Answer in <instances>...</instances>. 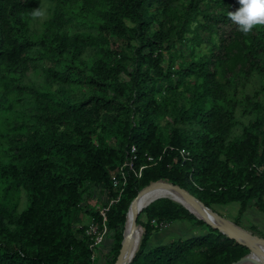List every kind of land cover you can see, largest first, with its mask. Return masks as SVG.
Wrapping results in <instances>:
<instances>
[{
    "label": "trees",
    "instance_id": "obj_1",
    "mask_svg": "<svg viewBox=\"0 0 264 264\" xmlns=\"http://www.w3.org/2000/svg\"><path fill=\"white\" fill-rule=\"evenodd\" d=\"M238 7L0 0V264H94L80 214L101 218L87 199L114 194L110 171L131 144L135 169L106 212V264L151 181L177 183L245 228L248 211L264 213V26L239 32L227 15ZM153 221L201 230L147 249ZM137 223L128 264H229L248 252L167 197Z\"/></svg>",
    "mask_w": 264,
    "mask_h": 264
},
{
    "label": "water",
    "instance_id": "obj_2",
    "mask_svg": "<svg viewBox=\"0 0 264 264\" xmlns=\"http://www.w3.org/2000/svg\"><path fill=\"white\" fill-rule=\"evenodd\" d=\"M163 187L172 190L173 192L178 194L184 201L189 203L196 213L192 212L184 205L183 206L189 212L193 213L195 217L202 219L212 228L217 229L228 238L233 239L235 242L248 248V252L246 254L242 255L237 260L230 262L229 264H264L263 235L255 233L239 224H236L233 220L219 214L213 208L205 205L188 189L181 187L177 183H173L164 179L151 181L147 185H144L138 190L135 197L131 200L126 213V218L128 214H130V223L128 228L126 229L125 220L120 247L112 264H128L135 254L134 253L132 255L134 236L136 232L143 230L142 226L137 223L138 214L142 209L138 206L140 204V201H143L147 196L150 199L148 204L155 199L162 197H167L173 200V198L169 197L165 193H156L158 192L157 190Z\"/></svg>",
    "mask_w": 264,
    "mask_h": 264
},
{
    "label": "built area",
    "instance_id": "obj_3",
    "mask_svg": "<svg viewBox=\"0 0 264 264\" xmlns=\"http://www.w3.org/2000/svg\"><path fill=\"white\" fill-rule=\"evenodd\" d=\"M180 154L184 157V149H180ZM137 158L138 155L136 146L131 144L127 151V158L116 169L110 171V183L114 194L107 196L105 192L102 193L104 203L96 209L101 218L96 219L95 216H91L85 229V233L90 239L89 248L91 249L90 258L92 260L96 259L98 247L103 243L106 235L109 233V229L106 225V212L112 204L119 200L127 183L129 171H134L135 169V162ZM147 161L149 164H154L156 162L153 156H147ZM142 167L143 166L139 167L137 171L138 175L140 174ZM155 225H157L159 229H162L167 227L169 224L160 222L155 223Z\"/></svg>",
    "mask_w": 264,
    "mask_h": 264
},
{
    "label": "clouds",
    "instance_id": "obj_4",
    "mask_svg": "<svg viewBox=\"0 0 264 264\" xmlns=\"http://www.w3.org/2000/svg\"><path fill=\"white\" fill-rule=\"evenodd\" d=\"M239 7L228 11L230 20L237 26L241 33H249L255 27L264 26V0H238ZM37 11L35 15H43Z\"/></svg>",
    "mask_w": 264,
    "mask_h": 264
},
{
    "label": "rangeland",
    "instance_id": "obj_5",
    "mask_svg": "<svg viewBox=\"0 0 264 264\" xmlns=\"http://www.w3.org/2000/svg\"><path fill=\"white\" fill-rule=\"evenodd\" d=\"M47 15V11L45 10L44 11V14L42 15V17H45ZM92 207V206H91ZM226 210H224L223 212H225ZM233 213H235V209H232L231 210ZM226 213V212H225ZM80 219H81V221L82 222H84V223H87L88 224V222L90 221V216H89V214H87V213H81L80 214ZM89 220V221H88ZM242 222H243V224H245V226L248 228V230H251L250 229V224H249V221H247L245 218H244V216L242 217ZM187 223H188V226L189 227H192L191 229H189L188 231H186V232H182L181 234H177V232H181V230H178V231H176V230H174L173 228H169V225L167 226V227H165V228H162V229H159L158 231H155L151 236H150V238H149V240H148V242L146 243V248L147 249H149V248H152V247H154V246H156V245H160V244H165V243H168L169 241H171V240H174V239H176V238H178V237H180V236H189V235H192V233H197V232H199L200 230H201V227H199V226H197V225H195L194 223H192V222H190V221H187ZM182 227H184V225H181V224H179V225H177V228L176 229H182ZM141 231H143V230H141ZM251 231H253V232H255V233H258L256 230H251ZM167 234V235H166ZM258 234H261V235H263L264 236V232H261V233H258ZM140 235H142V233L140 234ZM140 238H141V236H140ZM138 249V248H137ZM136 249V250H137ZM105 258H107V259H105V261L104 262H99V260H100V257H97L96 258V261H95V263L94 264H106V260H108V258L109 257H105Z\"/></svg>",
    "mask_w": 264,
    "mask_h": 264
},
{
    "label": "crops",
    "instance_id": "obj_6",
    "mask_svg": "<svg viewBox=\"0 0 264 264\" xmlns=\"http://www.w3.org/2000/svg\"><path fill=\"white\" fill-rule=\"evenodd\" d=\"M87 203L93 207V209H97L98 207H100L103 203V194L100 192H96L94 193L92 196H90L87 199ZM245 216L247 217V219L249 220L250 223L254 224L257 226V230L259 231V233L264 232V213L263 212H259L256 210H251L248 211ZM89 221V220H88ZM184 225V227H182V229H176L177 225ZM169 228H173L174 230L178 231L181 230V232H177V234H181L183 231L186 232L189 229H191L192 227L188 226L187 221H183V222H175L169 225ZM167 235V234H166ZM110 239L109 237H106L104 242L98 247L97 250V257H100L99 262H104V254H106L109 251L110 248Z\"/></svg>",
    "mask_w": 264,
    "mask_h": 264
},
{
    "label": "bare ground",
    "instance_id": "obj_7",
    "mask_svg": "<svg viewBox=\"0 0 264 264\" xmlns=\"http://www.w3.org/2000/svg\"><path fill=\"white\" fill-rule=\"evenodd\" d=\"M158 192L156 193H165L166 195H168L169 197L173 198V200H175L176 202L180 203L181 205H184L185 207H187L188 209H190L192 212H195L194 209L192 208V206L187 203L186 201H184L178 194H176L175 192H173L172 190L168 189V188H160L159 190H157ZM156 195V194H155ZM154 196V195H152ZM149 197L147 196L143 201H140V204L138 205L140 208H143L145 205L148 204L149 202ZM196 213V212H195ZM130 223V214H128L127 218H126V223H125V228L127 229ZM142 233V231L136 232L135 236H134V242H133V247H132V255L136 252V249L139 246V242H140V234Z\"/></svg>",
    "mask_w": 264,
    "mask_h": 264
}]
</instances>
